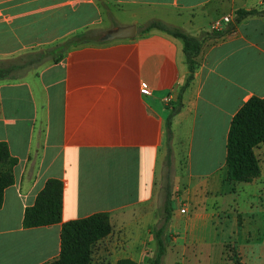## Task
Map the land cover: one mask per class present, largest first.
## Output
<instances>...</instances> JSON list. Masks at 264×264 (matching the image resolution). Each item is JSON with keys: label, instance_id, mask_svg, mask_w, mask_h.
Instances as JSON below:
<instances>
[{"label": "crops", "instance_id": "1", "mask_svg": "<svg viewBox=\"0 0 264 264\" xmlns=\"http://www.w3.org/2000/svg\"><path fill=\"white\" fill-rule=\"evenodd\" d=\"M261 8L264 0H0V59L85 30L100 37L136 28L133 39L73 48L58 64L0 82V142L17 160L0 209V264L58 257L60 224L22 226L49 179L63 184L62 223L109 213L111 233L95 244L94 264H149L157 250L151 229L159 220L154 189L165 98L175 100L187 70L181 40L138 30L157 20L198 36L223 17L232 21L237 10ZM197 62L171 121L187 157L184 187L173 186L162 264H231L232 250L241 264H264V143L254 149L259 177L234 183L225 169L233 116L250 98L264 97V18L248 17L207 39ZM141 84L151 96L140 94ZM191 164L214 165L194 173Z\"/></svg>", "mask_w": 264, "mask_h": 264}, {"label": "trees", "instance_id": "2", "mask_svg": "<svg viewBox=\"0 0 264 264\" xmlns=\"http://www.w3.org/2000/svg\"><path fill=\"white\" fill-rule=\"evenodd\" d=\"M264 18V8L237 10L233 20L220 31H203L198 36L189 35L178 28L168 26L160 21L151 20L139 28L138 35L152 30L163 32L183 43L184 63L187 75L179 88L177 97L169 106V115L165 121V144L167 166L171 162L170 141L172 138L171 121L182 108V92L194 80L198 69L197 57L207 39L222 38L230 33L236 25L248 17ZM99 34L94 30L77 32L55 43L31 48L8 59H0V82L17 80L27 72L45 64H58L65 54L73 49L88 44H100ZM264 143V97H252L233 116L227 135L225 169L226 179L234 183H249L259 177V161L254 149ZM17 160L11 157L8 147L0 142V209L3 205L5 189L13 185V168ZM63 184L56 179L46 181L32 206L24 210L22 226L25 229L47 227L60 224V252L55 260L45 264H91L95 244L111 233L109 213L99 212L88 217L62 223ZM173 184L168 178L161 189L159 220L151 229V235L157 250L149 264H162L166 254L165 236L172 217ZM231 264H241L236 252L232 250ZM116 264H136L129 259H121Z\"/></svg>", "mask_w": 264, "mask_h": 264}, {"label": "rangeland", "instance_id": "3", "mask_svg": "<svg viewBox=\"0 0 264 264\" xmlns=\"http://www.w3.org/2000/svg\"><path fill=\"white\" fill-rule=\"evenodd\" d=\"M169 146L171 149V159H170L171 162H170V166H167L165 163L167 149H166V144L164 142L163 148H162L163 164H159L161 168H159V174H158V178L155 181V189H154V194L157 197V200L160 199L161 189L163 188L168 178L170 179L174 187H177L179 189L181 187H184L182 178L184 176V167H185L184 161L186 160V157H187V151H186L187 147L186 145L183 146L182 142H179V145H177L173 137L171 138ZM212 165L214 164H191L190 168L192 172L196 173L200 171H205L207 169L209 170L210 167H212ZM176 193L177 192L174 190V197L176 196ZM173 208H174V205H173ZM229 250H231V246L227 245L226 246L227 256H229V253H228ZM97 252H98V249L96 246H94L93 252H92L91 264H94V262L96 261V257L98 255Z\"/></svg>", "mask_w": 264, "mask_h": 264}, {"label": "water", "instance_id": "4", "mask_svg": "<svg viewBox=\"0 0 264 264\" xmlns=\"http://www.w3.org/2000/svg\"><path fill=\"white\" fill-rule=\"evenodd\" d=\"M136 35L135 26H127L120 27L115 30L106 32L99 37V42H111L114 40H125V39H133ZM176 95H174V99H176Z\"/></svg>", "mask_w": 264, "mask_h": 264}, {"label": "built area", "instance_id": "5", "mask_svg": "<svg viewBox=\"0 0 264 264\" xmlns=\"http://www.w3.org/2000/svg\"><path fill=\"white\" fill-rule=\"evenodd\" d=\"M230 21L229 17H223L215 22H213L212 24H210L208 31H220L224 28V26ZM140 94L143 96H151V91L144 85L141 84L140 85ZM165 101L167 104H169L171 102V96H168L165 98ZM181 213H185L184 210H181Z\"/></svg>", "mask_w": 264, "mask_h": 264}]
</instances>
